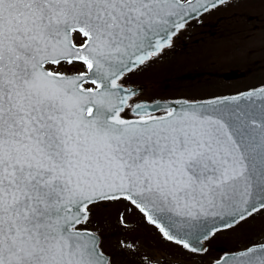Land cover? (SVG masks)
<instances>
[{
  "label": "snow or ice",
  "instance_id": "snow-or-ice-1",
  "mask_svg": "<svg viewBox=\"0 0 264 264\" xmlns=\"http://www.w3.org/2000/svg\"><path fill=\"white\" fill-rule=\"evenodd\" d=\"M241 2L0 0V264H114L93 227L111 207L192 253L264 212V87L157 104L125 80Z\"/></svg>",
  "mask_w": 264,
  "mask_h": 264
},
{
  "label": "rangeland",
  "instance_id": "rangeland-1",
  "mask_svg": "<svg viewBox=\"0 0 264 264\" xmlns=\"http://www.w3.org/2000/svg\"><path fill=\"white\" fill-rule=\"evenodd\" d=\"M190 23L173 48L125 78L141 86V98L200 101L264 86V0L220 5ZM121 211L122 206L101 210L93 224L114 264H142L145 256L153 264H212L225 253L264 242V212L222 229L203 241L207 251L192 253L165 240L136 210L121 224ZM122 240L135 241L138 250H122Z\"/></svg>",
  "mask_w": 264,
  "mask_h": 264
},
{
  "label": "water",
  "instance_id": "water-1",
  "mask_svg": "<svg viewBox=\"0 0 264 264\" xmlns=\"http://www.w3.org/2000/svg\"><path fill=\"white\" fill-rule=\"evenodd\" d=\"M227 76V75H225ZM264 87V86H262ZM141 89V86L138 87ZM261 87H257V88H253V89H249V90H245L244 92H239V93H246L250 90H258L260 89ZM238 94V93H236ZM236 94H232V95H236ZM232 95H226V96H221V97H231ZM184 100H187V99H176V100H163V99H157V100H154L153 102L154 103H157V104H164V103H167V104H175L177 102H180V101H184ZM187 101H190V100H187ZM259 101H257L258 103ZM246 102H242L241 103V106H245ZM224 221L217 218V219H213V218H209L208 220V226L211 227L213 224L215 225H221L223 224ZM194 243V246L196 247H201L203 245H205L204 242H202L201 244H195L194 242V239L192 241ZM249 248H256L258 249L257 251H253L252 253L248 254V255H245V256H241L240 254L242 252H246ZM249 248H246V249H241L240 251H237V252H231V253H225L223 254L219 260H216L214 261L212 264H217V261H224L225 259L228 260V264H257V261L259 260V258L264 255V242L263 243H260V244H255V245H252V246H249Z\"/></svg>",
  "mask_w": 264,
  "mask_h": 264
},
{
  "label": "bare ground",
  "instance_id": "bare-ground-1",
  "mask_svg": "<svg viewBox=\"0 0 264 264\" xmlns=\"http://www.w3.org/2000/svg\"><path fill=\"white\" fill-rule=\"evenodd\" d=\"M130 87L138 88V87H140V86H139V85H130ZM150 102H153V101H150ZM238 251H240V250H238ZM235 252H237V251H235Z\"/></svg>",
  "mask_w": 264,
  "mask_h": 264
},
{
  "label": "flooded vegetation",
  "instance_id": "flooded-vegetation-1",
  "mask_svg": "<svg viewBox=\"0 0 264 264\" xmlns=\"http://www.w3.org/2000/svg\"><path fill=\"white\" fill-rule=\"evenodd\" d=\"M127 85L128 86H130V85H136V84H131V83H127ZM138 85V84H137ZM143 99V98H142ZM144 100H146V101H152V100H147V99H144ZM155 100V99H154Z\"/></svg>",
  "mask_w": 264,
  "mask_h": 264
}]
</instances>
